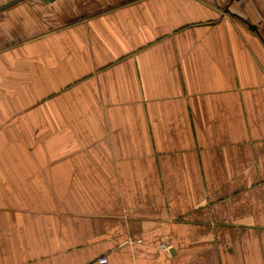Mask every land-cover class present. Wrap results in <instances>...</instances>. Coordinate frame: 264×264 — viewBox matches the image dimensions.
Segmentation results:
<instances>
[{
	"label": "crops",
	"instance_id": "obj_1",
	"mask_svg": "<svg viewBox=\"0 0 264 264\" xmlns=\"http://www.w3.org/2000/svg\"><path fill=\"white\" fill-rule=\"evenodd\" d=\"M45 2L0 12V264H264V0Z\"/></svg>",
	"mask_w": 264,
	"mask_h": 264
},
{
	"label": "rangeland",
	"instance_id": "obj_2",
	"mask_svg": "<svg viewBox=\"0 0 264 264\" xmlns=\"http://www.w3.org/2000/svg\"><path fill=\"white\" fill-rule=\"evenodd\" d=\"M8 1H10V0H0V4L1 3H6V2H8ZM47 4V2H45V0H24V1H22V2H19V3H17V4H15V5H13V6H11L10 8H8V9H15L16 7H20V6H23V5H28V6H33V7H35V6H39V5H42V7H43V5L45 6ZM7 9V10H8ZM44 9V8H43ZM7 10H5V11H7ZM167 241V240H166ZM166 241H162L161 242V244L162 243H167Z\"/></svg>",
	"mask_w": 264,
	"mask_h": 264
},
{
	"label": "water",
	"instance_id": "obj_3",
	"mask_svg": "<svg viewBox=\"0 0 264 264\" xmlns=\"http://www.w3.org/2000/svg\"><path fill=\"white\" fill-rule=\"evenodd\" d=\"M22 1H24V0H10V1L0 5V12L11 7V6H13V5H15V4H17V3H19V2H22ZM45 1L52 2L55 0H45ZM172 253H173V251H172Z\"/></svg>",
	"mask_w": 264,
	"mask_h": 264
},
{
	"label": "built area",
	"instance_id": "obj_4",
	"mask_svg": "<svg viewBox=\"0 0 264 264\" xmlns=\"http://www.w3.org/2000/svg\"><path fill=\"white\" fill-rule=\"evenodd\" d=\"M161 249H163L164 251H168L169 250V246L167 245V243H162L160 245ZM99 263L100 264H108L109 263V260H108V257L107 256H102L100 259H99Z\"/></svg>",
	"mask_w": 264,
	"mask_h": 264
}]
</instances>
